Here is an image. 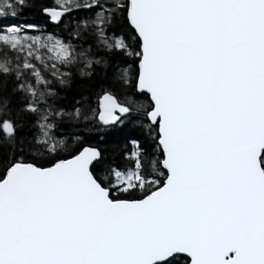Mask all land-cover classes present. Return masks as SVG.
I'll use <instances>...</instances> for the list:
<instances>
[{"label": "snow or ice", "instance_id": "snow-or-ice-1", "mask_svg": "<svg viewBox=\"0 0 264 264\" xmlns=\"http://www.w3.org/2000/svg\"><path fill=\"white\" fill-rule=\"evenodd\" d=\"M0 264H264V0H0Z\"/></svg>", "mask_w": 264, "mask_h": 264}, {"label": "trees", "instance_id": "trees-1", "mask_svg": "<svg viewBox=\"0 0 264 264\" xmlns=\"http://www.w3.org/2000/svg\"><path fill=\"white\" fill-rule=\"evenodd\" d=\"M50 2L54 3V0H50ZM33 20H36V17H32Z\"/></svg>", "mask_w": 264, "mask_h": 264}]
</instances>
